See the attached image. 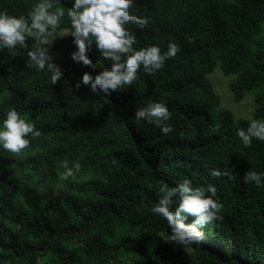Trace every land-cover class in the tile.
<instances>
[{
	"label": "trees",
	"instance_id": "16d2710c",
	"mask_svg": "<svg viewBox=\"0 0 264 264\" xmlns=\"http://www.w3.org/2000/svg\"><path fill=\"white\" fill-rule=\"evenodd\" d=\"M35 2L0 0V10L26 16ZM133 10L151 17L143 31L130 25L134 47L174 41L181 51L123 91L76 87L102 68L72 59L70 34L49 49L63 72L55 85L27 68V49L0 51V118L16 107L41 131L21 155L0 149V264H264V189L243 180L264 171V141L242 145L236 130L250 120L221 106L209 77L231 76L234 100L251 93L264 121V0H136ZM70 30L65 18L58 34ZM87 54L103 59L95 44ZM149 101L167 103L171 133L135 119ZM65 159L80 161L76 180L59 178ZM226 166L232 178L209 175ZM185 178L214 184L224 205L200 247L167 241V221L149 211L161 182Z\"/></svg>",
	"mask_w": 264,
	"mask_h": 264
},
{
	"label": "clouds",
	"instance_id": "9594fccd",
	"mask_svg": "<svg viewBox=\"0 0 264 264\" xmlns=\"http://www.w3.org/2000/svg\"><path fill=\"white\" fill-rule=\"evenodd\" d=\"M135 3L136 0H72L71 7L65 9L58 6L61 0H37L26 16L0 10V51L27 49V68L45 72L51 85H55L63 72L54 63L49 49L56 37L70 34L76 45L72 59L93 69L102 68L95 76L85 72L76 87L83 84L90 86L94 93L109 95L113 91H123L134 85L140 73L153 75L164 68L168 59L181 51L180 44L174 41L168 43L166 51H162L158 45L139 49L134 47L137 37L130 25L143 31L151 22V17L136 14L133 10ZM65 18L70 21L71 30L58 34ZM29 39L34 42L32 47H29ZM93 44L103 58L96 63L87 54ZM105 61L109 62V66H104ZM134 117L137 121L144 120L156 125L165 135L173 131L169 123L172 112L165 101H149L145 106L137 107ZM249 120L246 128L236 130L244 147H250L254 139L264 141V121ZM40 135L36 124L23 118L16 107L7 108L0 118V149L7 152L23 154L31 140ZM61 165L64 171L59 178L76 180V174L82 167L80 161L65 159ZM209 175L232 178V169L216 167ZM243 180L246 184L254 183L257 188L264 189V171L248 170ZM217 193L218 188L214 184L194 186L187 178L175 186L161 182L156 190L157 200L149 211L167 221L170 229L167 241L183 248L200 247L204 239L201 229L223 219L221 211L224 205ZM189 216L194 219L186 223Z\"/></svg>",
	"mask_w": 264,
	"mask_h": 264
},
{
	"label": "rangeland",
	"instance_id": "374dc122",
	"mask_svg": "<svg viewBox=\"0 0 264 264\" xmlns=\"http://www.w3.org/2000/svg\"><path fill=\"white\" fill-rule=\"evenodd\" d=\"M216 92L219 94L221 99V106L223 108L230 109L236 120L240 118H253L255 110L254 96L251 93L239 102L234 100V96L230 91L229 82L232 77L223 76L219 69L216 72L209 75Z\"/></svg>",
	"mask_w": 264,
	"mask_h": 264
}]
</instances>
